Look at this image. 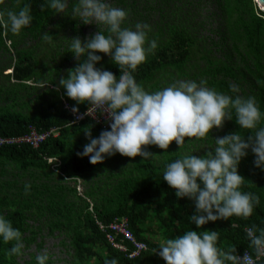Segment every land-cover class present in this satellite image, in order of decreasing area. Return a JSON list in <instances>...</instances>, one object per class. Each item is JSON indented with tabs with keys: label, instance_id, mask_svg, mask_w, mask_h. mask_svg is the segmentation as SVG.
Instances as JSON below:
<instances>
[{
	"label": "trees",
	"instance_id": "trees-1",
	"mask_svg": "<svg viewBox=\"0 0 264 264\" xmlns=\"http://www.w3.org/2000/svg\"><path fill=\"white\" fill-rule=\"evenodd\" d=\"M26 2L32 6V25L18 35H5L0 28V137H23L32 127L57 132L38 147L29 142L0 144V214L22 231L23 254L33 244L37 250L21 263L22 255H8L11 243L0 242V264H36L45 228L49 235L64 236L60 243L69 258L63 264H106L111 258L120 264H166L156 252L159 244L190 228L219 232L222 249L236 245L235 254L252 252L244 227H264V170L255 167L250 150L239 173L246 180L243 190L258 194L260 204L247 220L233 217L197 227L190 219L196 214L195 202L177 197L162 174L166 163L176 158L213 150L216 137L239 131L246 136L248 130H241L235 119L226 120L205 139L185 138L181 149L175 141L167 150L147 146L159 155L153 161L140 156L125 161L119 153L98 164L81 158L78 153L89 142L84 131L91 128L98 137L105 128L90 118L73 123L75 116L65 104L72 107L76 102L57 86L80 63L69 52L70 39L85 40L87 24L70 15H53L42 7L45 0H0V10L17 9ZM111 4L128 11L123 27L138 22L151 26L148 38L156 40L157 48L133 73L145 89L160 90L184 77L206 81L208 87L229 95H234L231 85H237L239 94L256 97L264 112V12L255 0H113ZM201 10L207 16L202 17ZM45 32L54 36L52 42L42 39ZM102 66L121 75L111 57ZM79 107L84 111L88 105ZM79 180L85 184L82 194L76 187ZM26 185H31L30 191ZM116 217H126L135 238L148 248L130 257L114 247L100 223L108 225ZM125 244L129 253L136 250L132 243ZM48 264H53L51 258Z\"/></svg>",
	"mask_w": 264,
	"mask_h": 264
},
{
	"label": "clouds",
	"instance_id": "clouds-1",
	"mask_svg": "<svg viewBox=\"0 0 264 264\" xmlns=\"http://www.w3.org/2000/svg\"><path fill=\"white\" fill-rule=\"evenodd\" d=\"M69 3L70 0H45L42 7L52 10L53 15H70L84 24L94 23L100 30L85 40L79 36L70 39L69 52L80 63L59 80L57 91L63 88L66 90L63 94L76 102L71 107L76 118L73 123L86 116L95 119L106 115L110 124L98 137L92 135L91 128L84 131L89 142L78 155L88 157L92 164L102 163L117 153L153 161L159 155L147 146L167 150L175 141L181 149L185 138L205 139L214 128H223L226 120L235 119L241 130H248L246 136L239 131L216 137L213 150L200 156L176 158L166 163L162 174L176 190L177 197L195 202L196 214L190 219L197 227L202 229L221 219L250 218L260 204V196L243 190L246 180L239 173V165L250 150L255 156V167L264 170V112L256 97L240 95L237 85H231L234 95H229L208 87L206 81L195 80L179 81L156 91L146 90L133 73L157 48L156 40L148 38L151 26L138 22L134 28L123 27L128 11L108 0H74L70 12ZM32 22L31 3L0 10V28L5 35L8 32L18 35ZM53 38L48 32L42 37L49 43ZM98 53L107 54L119 66V77L97 67L104 59ZM82 104L88 105L84 113L79 107ZM25 188L30 191L31 185ZM244 231L252 252L246 251L242 257L235 254L236 245L227 249L218 246L219 232H198L191 228L183 235L162 241L156 252L166 264H259L264 259V227L251 224ZM0 242L11 243L9 256L23 255V233L3 214H0ZM35 260L36 264H48L50 256L42 252ZM106 264L120 261L111 258Z\"/></svg>",
	"mask_w": 264,
	"mask_h": 264
},
{
	"label": "built area",
	"instance_id": "built-area-1",
	"mask_svg": "<svg viewBox=\"0 0 264 264\" xmlns=\"http://www.w3.org/2000/svg\"><path fill=\"white\" fill-rule=\"evenodd\" d=\"M66 107H70L68 103L65 104ZM87 109L84 111H81V113L86 112ZM90 118L94 120L95 122L101 124L104 122L109 123L108 117L106 115L97 116L95 119H93L91 116H86L84 119ZM76 119V118H75ZM82 119V120H84ZM79 120L78 122L82 121ZM106 129V128H105ZM53 132H57L56 129H51L49 131H39L36 127H32L30 133L23 137H9L7 139L0 137V144H3L5 142H29L34 147H38L41 142H43L48 136H50ZM101 230L105 232V235L107 239L112 243V245L121 251H124L129 254L130 257L138 255L142 250L147 249V245L145 242L138 241L132 230L130 229L128 219L126 217H116L112 222H110L108 225H104L100 223ZM125 241H128L132 243L136 250L131 251L129 253V247L125 244ZM249 253H251L249 250H246ZM245 251V252H246ZM244 252V253H245ZM244 253H241L240 256L242 257Z\"/></svg>",
	"mask_w": 264,
	"mask_h": 264
},
{
	"label": "rangeland",
	"instance_id": "rangeland-1",
	"mask_svg": "<svg viewBox=\"0 0 264 264\" xmlns=\"http://www.w3.org/2000/svg\"><path fill=\"white\" fill-rule=\"evenodd\" d=\"M109 3H113V0H108ZM214 9V7L212 6L211 7V11ZM202 11V17L203 16H207V12L205 10H201ZM200 18V17H199ZM214 20L212 21L214 25L217 24V17L214 16L213 17ZM57 19V17H56ZM102 27V26H101ZM131 28H134L135 25H131L130 26ZM98 29H99V26L96 25V24H87L84 28V31H85V35L86 36H90V35H94L96 32H98ZM10 43V42H8ZM102 56L104 57L103 61H101L97 67H103V63L105 61L108 60L109 56L107 54H102ZM197 60V59H196ZM197 61H201V60H197ZM196 62V61H195ZM69 67V66H68ZM67 67V68H68ZM191 72V69L189 70ZM7 72H11V70H8ZM166 80H169V77L166 79ZM179 81H188V79H186L185 77L180 79ZM171 84L168 83V85H165V87H168L170 86ZM164 87V88H165ZM146 90H149L146 88ZM150 91V90H149ZM128 160V157L125 156V161ZM72 184V182H71ZM76 187H77V191L78 193L82 194L83 191H84V187H85V184L84 182H81L80 180L78 181V183L76 184ZM43 236L45 237L44 238V247H43V250L42 252H47V254H49L50 258L53 260V264H63V261L65 258H69L68 255L65 253V249L63 248L62 244L60 243L61 239L64 237L62 234L59 235L58 233H55L54 235H49L48 234V229L45 228L43 230ZM33 251V252H37L36 250V246L35 244H33L28 250H26L24 252V254L22 255L21 258H19L20 262L23 263L25 261V259H28L29 258V253Z\"/></svg>",
	"mask_w": 264,
	"mask_h": 264
},
{
	"label": "water",
	"instance_id": "water-1",
	"mask_svg": "<svg viewBox=\"0 0 264 264\" xmlns=\"http://www.w3.org/2000/svg\"><path fill=\"white\" fill-rule=\"evenodd\" d=\"M261 11L264 12V0H255Z\"/></svg>",
	"mask_w": 264,
	"mask_h": 264
},
{
	"label": "bare ground",
	"instance_id": "bare-ground-1",
	"mask_svg": "<svg viewBox=\"0 0 264 264\" xmlns=\"http://www.w3.org/2000/svg\"><path fill=\"white\" fill-rule=\"evenodd\" d=\"M100 126L103 127V128H109L110 124L107 123V122H104V123H101Z\"/></svg>",
	"mask_w": 264,
	"mask_h": 264
}]
</instances>
